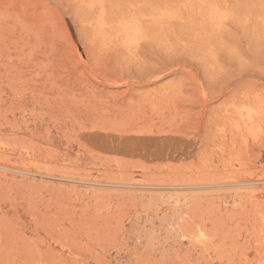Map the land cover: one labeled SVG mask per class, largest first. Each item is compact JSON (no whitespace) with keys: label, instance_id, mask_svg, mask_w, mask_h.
Wrapping results in <instances>:
<instances>
[{"label":"rangeland","instance_id":"374dc122","mask_svg":"<svg viewBox=\"0 0 264 264\" xmlns=\"http://www.w3.org/2000/svg\"><path fill=\"white\" fill-rule=\"evenodd\" d=\"M1 139L0 264H264V0H0Z\"/></svg>","mask_w":264,"mask_h":264},{"label":"bare ground","instance_id":"6f19581e","mask_svg":"<svg viewBox=\"0 0 264 264\" xmlns=\"http://www.w3.org/2000/svg\"><path fill=\"white\" fill-rule=\"evenodd\" d=\"M134 34V33H133ZM234 110V109H233ZM263 116V115H262ZM262 118V117H261ZM232 127V126H231ZM146 128V127H145ZM233 128V127H232ZM254 131V130H253ZM15 137V136H14ZM9 139V138H8ZM13 139V138H12ZM21 139H22V137H21ZM4 140V139H3ZM3 140L1 139L0 141H2V143H3ZM15 140H18V139H16L15 138ZM9 141V140H8ZM14 141V140H13ZM12 141V142H13ZM23 141V140H22ZM5 142V141H4ZM11 142V141H10ZM11 142V143H12ZM1 143V142H0ZM7 143V142H6ZM23 143V142H22ZM193 143V142H192ZM14 144V143H13ZM15 144H16V142H15ZM15 144H14V146H15ZM26 144V143H25ZM7 145V144H6ZM147 145V144H146ZM8 146H9V144H8ZM8 146H6V147H8ZM179 146V145H178ZM3 147V146H2ZM17 147V146H16ZM29 148V147H28ZM40 148V147H39ZM11 149V148H10ZM21 149V148H20ZM31 149V148H30ZM29 149V150H30ZM2 150V149H1ZM3 150H4V148H3ZM14 150V149H13ZM9 151H11V150H9ZM4 152H5V150H4ZM33 152V151H32ZM37 152V151H36ZM1 153V152H0ZM7 153H8V151H7ZM19 153V152H18ZM31 154V153H30ZM33 154V153H32ZM10 155V154H9ZM183 156V155H182ZM10 157V156H9ZM9 160V159H8ZM7 160V161H8ZM2 161H4V160H2ZM205 162H207V161H205ZM8 163V162H7ZM17 163V162H16ZM10 164V163H9ZM20 164V163H19ZM44 164V163H43ZM21 165V164H20ZM41 165V164H40ZM15 166V165H14ZM46 166V165H45ZM19 167V166H18ZM24 167V166H23ZM147 167V166H146ZM26 168V167H25ZM38 168V167H37ZM0 169H10L9 168V165H7V164H4V163H0ZM21 169V168H20ZM20 169H18V168H12V170H14V171H18V173L19 172H25V173H30L29 172V170H24V171H22V170H20ZM28 169V168H27ZM31 170V169H30ZM2 171V170H1ZM11 171V170H10ZM192 171V170H191ZM35 172V171H34ZM33 172V173H34ZM37 172H39V171H37ZM48 172V171H47ZM54 172V171H53ZM56 172V171H55ZM42 173V172H41ZM244 173V172H243ZM0 174H3L2 172H0ZM19 174H22V173H19ZM35 174V173H34ZM38 174V173H37ZM36 174V175H37ZM4 175H6V174H4ZM3 175V176H4ZM28 175V174H27ZM46 175V174H45ZM10 176V175H9ZM8 176V177H9ZM14 176V175H13ZM6 177H7V175H6ZM48 177V176H47ZM50 177V176H49ZM71 177H73V176H71ZM258 177V176H257ZM43 178V177H42ZM68 178V177H67ZM216 178V177H215ZM46 179V178H45ZM54 179V178H53ZM229 179V178H228ZM6 180V179H5ZM170 180V179H169ZM178 180V179H177ZM176 180V181H177ZM196 180H197V178H196ZM214 180V179H213ZM220 180V179H219ZM20 181V180H19ZM171 181V180H170ZM6 182H7V180H6ZM5 182V183H6ZM52 182V181H51ZM131 182V181H130ZM153 182V181H152ZM156 182V181H155ZM165 182V181H164ZM174 182V181H173ZM210 182V181H209ZM257 182V181H256ZM262 182V181H261ZM35 183V182H34ZM158 183H160V182H158ZM16 184V183H15ZM49 184V183H48ZM96 185V184H95ZM1 187V186H0ZM118 187V186H117ZM43 188V187H42ZM40 189V188H39ZM45 189V188H44ZM2 191H3V189H2ZM7 191V190H6ZM56 192V191H55ZM211 192V191H210ZM1 193V192H0ZM37 193H39V192H37ZM197 193V192H196ZM8 194V193H7ZM40 194V193H39ZM25 196V195H24ZM7 197H9L8 195H7ZM22 197V196H21ZM32 197V196H31ZM23 198V197H22ZM3 199V198H2ZM8 199V198H7ZM194 200V199H193ZM195 201V200H194ZM35 202V201H34ZM34 206V205H33ZM34 216H35V214H33ZM183 221V220H182ZM186 224H188V223H186ZM191 226V225H190ZM205 228V227H204ZM203 229V228H202ZM195 230V229H194ZM175 231V230H174ZM185 231V230H184ZM262 231V230H261ZM212 232V231H211ZM194 233V232H193ZM209 236V235H208ZM203 245V244H202ZM222 246V245H221ZM260 248V247H259ZM221 249H223V248H221ZM224 249H225V247H224ZM262 251H263V249H262ZM260 252V251H259ZM258 256H260V255H258Z\"/></svg>","mask_w":264,"mask_h":264}]
</instances>
